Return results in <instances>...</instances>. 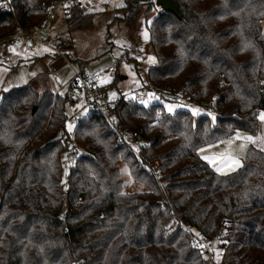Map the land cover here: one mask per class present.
Wrapping results in <instances>:
<instances>
[{"label":"trees","instance_id":"16d2710c","mask_svg":"<svg viewBox=\"0 0 264 264\" xmlns=\"http://www.w3.org/2000/svg\"><path fill=\"white\" fill-rule=\"evenodd\" d=\"M53 1L11 0L13 11L0 4V40L45 22ZM174 1L181 17L155 0L122 6L124 19L157 8L148 24L156 62L144 84L164 100L113 101L145 140L138 153L99 110L69 130L75 79L63 93L31 83L0 90V264H264V149L249 144L241 166L225 174L198 152L238 130L258 133L264 0ZM87 4L69 9V30L92 23ZM172 92L189 103L171 101ZM166 102L208 106L215 118L169 112ZM70 143L82 154L65 172ZM121 162L147 189H124ZM145 162L158 165L151 172ZM181 222L220 236L219 258L195 247Z\"/></svg>","mask_w":264,"mask_h":264},{"label":"rangeland","instance_id":"374dc122","mask_svg":"<svg viewBox=\"0 0 264 264\" xmlns=\"http://www.w3.org/2000/svg\"><path fill=\"white\" fill-rule=\"evenodd\" d=\"M124 3L125 0L90 1L86 7L91 14L93 13L92 23L74 30H69L67 27L66 16L69 9L58 11L57 19L48 22L45 30V36L50 44L61 41V54L58 56L41 44H36L34 50L30 51L22 49L23 44L9 51L7 43L0 40V90L5 91L31 83L40 91L51 89L63 93L68 90L76 70L82 69L100 75L99 83L105 89L106 100L116 101L122 97L134 96L136 89L146 82L149 67L156 62L148 24L157 15V8L152 9L148 14L142 9L135 17L124 19L122 17ZM261 31L264 32V19L261 21ZM125 54L128 57H124ZM113 63H117V66L113 72H110L108 67ZM56 77L60 80L59 84L55 82ZM73 95L74 100L67 106L70 118L68 125H72V128L76 123L72 122L71 118L81 117L87 113V100L83 90ZM167 105L173 106L172 112L186 108L194 117L211 113L212 119L215 118L214 111L199 106L180 102H166ZM193 109L199 111L194 113ZM237 133L233 138H225L202 146L198 151L199 155L203 159L205 156L213 158L215 164H210L216 169V165L223 167L226 163L224 157L229 155L242 163L251 143L264 149V143H261V140H264V121L261 119L255 136L245 130H238ZM246 136L252 137L256 142L244 139ZM69 166V162L66 161L65 172L68 171ZM120 168L125 190L147 189L145 184L134 180L125 163L121 162ZM220 173L230 172L225 168ZM219 254L217 250V258Z\"/></svg>","mask_w":264,"mask_h":264},{"label":"built area","instance_id":"2783aa9c","mask_svg":"<svg viewBox=\"0 0 264 264\" xmlns=\"http://www.w3.org/2000/svg\"><path fill=\"white\" fill-rule=\"evenodd\" d=\"M93 0H54L47 11L46 21L40 24H35L30 27L19 26L16 32L6 39L7 48L9 51H13L16 46L20 45L24 40L28 43V49L34 50L36 44H41L47 46L53 53L61 54L60 45L61 41L54 42L50 44L47 36H45V30L47 23L56 19L58 11L63 9H70L76 4H86ZM1 6H4L10 11H13L11 0H0ZM117 63H113L108 67L110 72L115 70ZM75 84L72 87V92L77 93L79 90H83L86 100H87V110L96 109L101 112V114L107 119L110 127L114 132L117 133L118 140L120 142L127 143L132 149L138 153V148L141 144L145 143V140L141 137L138 131L134 128H129L125 126L118 115L113 112L114 102H107L105 98V89L99 83L100 75L91 74L84 70H76L75 72ZM57 84L60 83L59 78H55ZM149 94H153L155 99L150 98ZM170 94V93H169ZM171 101L183 100L185 103H189V95L184 92L176 94L172 92L170 95ZM127 99H134L139 104L147 107L149 104L155 101H162L163 93L159 90L154 89L150 84H143L141 87L136 89L135 95L132 97H125ZM141 101H147V104L141 103ZM205 109H210L208 106H204ZM72 122L76 123L77 118H71ZM82 151L78 149L74 143H70V150L68 153V162L71 166L75 165L78 161V157L81 156ZM149 171L154 170V164L144 163ZM160 173H156V177H160ZM181 228L185 232L189 233L192 237V242L195 247L201 249L203 253L210 258L212 262L216 260V251L220 248L221 238L220 236L208 237L199 233L196 229L187 224L181 222Z\"/></svg>","mask_w":264,"mask_h":264},{"label":"snow or ice","instance_id":"6c2138e0","mask_svg":"<svg viewBox=\"0 0 264 264\" xmlns=\"http://www.w3.org/2000/svg\"><path fill=\"white\" fill-rule=\"evenodd\" d=\"M149 96H150V98L155 99L153 94H149ZM141 103L147 104V101H141ZM166 107H167L169 112H172V110H173V106L172 105H167ZM198 111L199 110H197V109H193L194 113L198 112ZM209 115H212V114L209 113ZM259 119H261V121H264V112L260 113ZM68 128H69V130H71L72 125H68ZM237 136L239 137V133H237ZM244 139L252 141L254 143L256 142L250 136H246V137H244ZM261 143H264V140H261ZM204 159L208 160L209 163L215 164V161H214L213 158L205 156ZM224 160L226 161V163H224L223 167L220 166V165H216V171L217 172H223L225 168L227 169V171L231 172V171H234L236 168H239L241 166L240 160L235 158V157H233V156H230V155L226 156V157H224Z\"/></svg>","mask_w":264,"mask_h":264},{"label":"water","instance_id":"95a60500","mask_svg":"<svg viewBox=\"0 0 264 264\" xmlns=\"http://www.w3.org/2000/svg\"><path fill=\"white\" fill-rule=\"evenodd\" d=\"M155 4L159 7H161L164 11L167 12H172L175 15H177L178 17H181L182 14L177 6V4L175 3L174 0H155ZM35 110V108H34Z\"/></svg>","mask_w":264,"mask_h":264},{"label":"crops","instance_id":"0c3cea01","mask_svg":"<svg viewBox=\"0 0 264 264\" xmlns=\"http://www.w3.org/2000/svg\"><path fill=\"white\" fill-rule=\"evenodd\" d=\"M57 16H58V15H57ZM56 19H57V17H56ZM56 19L52 20V22L55 21ZM56 42H57V41H56ZM21 44H23V48H22V49H26V50L30 51V50L28 49V43H27L26 40H24Z\"/></svg>","mask_w":264,"mask_h":264}]
</instances>
